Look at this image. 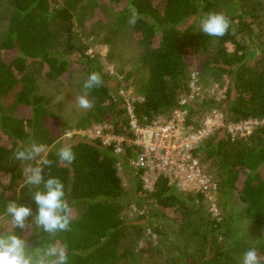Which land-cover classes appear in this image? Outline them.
Segmentation results:
<instances>
[{
  "label": "trees",
  "instance_id": "1",
  "mask_svg": "<svg viewBox=\"0 0 264 264\" xmlns=\"http://www.w3.org/2000/svg\"><path fill=\"white\" fill-rule=\"evenodd\" d=\"M9 9V25L0 38V217L9 220L5 208L9 201L31 205L33 212L27 218L34 224L28 238L31 250L42 253L49 246L62 249L67 264H123L134 256V246L143 239V218L129 222L122 217L125 195L124 184L117 164L125 159L135 162L141 149L124 143L122 153L115 152V143L106 144L100 137L75 134L66 145L71 146L75 159L66 165L56 156L55 143L68 131L86 130L96 124L110 121L112 133L133 138L130 131L129 108L125 98L106 83L90 90L95 97V111L75 124H70L54 107L52 98L39 92V78L69 82L79 66L89 73L93 68L87 47L76 39V13L95 12L99 16L118 19L119 24L131 20V9L137 13L134 23L139 42L146 50L143 63L148 75L138 81L142 99L132 101V109L140 125L153 123L166 111L179 109L181 97H187V57L190 49L200 47L209 54L204 63L205 72L213 76L227 75L229 82L224 100L219 107L234 121L264 119V57L250 63L247 44L239 37L255 36L254 16L249 0H0ZM111 2L120 7L109 13ZM226 2V3H225ZM228 6V8H226ZM209 12L225 15L229 30L223 37H209L197 28L199 17ZM120 13V14H119ZM234 45V50L229 49ZM195 108L193 104L187 106ZM213 105V104H212ZM6 135L10 144H4ZM42 145L51 161L44 166L45 179L49 175L65 184L69 207L70 228L55 234L38 228L34 217L36 206L31 193L37 188L24 184L25 166L14 153L25 146ZM202 153L212 169H217L220 189L235 190L247 205L245 214L251 219L260 264H264V125L246 139L232 140L221 128L208 137ZM35 162H30L29 166ZM28 166V167H29ZM138 177L142 170L135 169ZM42 187V186H41ZM139 189L142 185L139 184ZM151 201L153 218L160 221L168 213H176L183 226L191 228L190 214L203 200L202 194H186L158 178L152 191H143ZM76 209V213L74 211ZM160 232V225L154 226ZM216 221H209L200 235L204 264H240L231 254V248L216 247L213 238L218 229ZM185 228V227H184ZM147 248V247H146ZM141 251H148L149 249ZM200 251V250H198ZM195 259V255L189 257Z\"/></svg>",
  "mask_w": 264,
  "mask_h": 264
},
{
  "label": "rangeland",
  "instance_id": "2",
  "mask_svg": "<svg viewBox=\"0 0 264 264\" xmlns=\"http://www.w3.org/2000/svg\"><path fill=\"white\" fill-rule=\"evenodd\" d=\"M226 3V2H225ZM247 5L253 9L257 8L258 13L253 17L255 21V36L239 37L242 43L247 44L250 63H255L261 57H264V0H249ZM228 8V6L226 7ZM107 9L109 13H116L120 10L117 5L109 2ZM118 13V12H117ZM120 14V13H119ZM103 15V14H102ZM99 16L95 12L88 10L76 13V39L87 47V53L92 59L91 66L101 71H95L101 77L103 83L108 84L111 89L117 91L123 96L132 108V101L142 99L139 94L138 81L146 78L148 68L143 63L146 50L139 42V33L135 30L134 24L130 21L126 24H119L118 19ZM202 17L197 20V28ZM9 25V9L6 3H0V38L7 31ZM229 49L234 50V45L229 44ZM209 59V54L203 52L200 47L190 49L187 57L188 73V95L181 97L187 99L184 106V128L188 137L199 136V142L196 147H202L208 137L216 136L221 128L231 136L232 140H237L251 136L258 127L264 125V119H247L234 121L231 114H224L219 105L224 100L229 79L227 75L213 76L205 72L204 63ZM89 70L86 66H79L73 73V78L69 82L50 81L46 78H39V92L52 98L55 109L70 123L75 124L79 119L90 112H94L95 97L90 91L85 93L83 88L84 81L87 79ZM87 95L91 107L82 109L77 104L79 95ZM187 104H193L191 108ZM213 104V105H212ZM173 111H166L160 116L171 118ZM113 124L108 121L102 124H96L86 130H70L60 138L55 146L57 150L66 146L75 134L88 135L89 137H102L112 141L116 137L119 142L121 137L112 136ZM4 144H10L6 135L1 136ZM51 147H48L47 152ZM198 155L204 161L206 170L220 185L217 169H212L205 156L200 152ZM30 162H22L21 165L28 167ZM119 175L124 184L125 195L122 196L123 212L122 217L129 222H139L145 218L143 223V239L134 246V256L123 264H204L199 238L204 228L208 226L209 221H216L218 231L213 237L216 240L215 246L221 249L232 247L231 254L238 258L240 262L241 255L253 248L256 241L255 235L251 230V219H249L245 210L247 205L240 199L235 190H217L209 195L204 194V198L194 208L190 214L191 228L183 226L179 215L168 213L163 220H156L150 215L153 210L151 201L143 197V191H150L143 183L142 177H138L137 166L135 162H128L125 159L117 164ZM143 175V174H142ZM139 184L142 189H139ZM185 193V192H184ZM189 194V193H186ZM137 207L144 214L135 210ZM217 209V210H216ZM76 213V209L74 214ZM151 223L156 227L160 225V232H156ZM10 222L7 218L0 217V235L5 234L10 229ZM185 227V228H184ZM34 231V224L28 223L19 234L28 244L31 250L28 238ZM147 247V248H146ZM148 251H141L142 249ZM200 250V251H198ZM195 255L189 257V255ZM39 257L37 256V259Z\"/></svg>",
  "mask_w": 264,
  "mask_h": 264
},
{
  "label": "clouds",
  "instance_id": "3",
  "mask_svg": "<svg viewBox=\"0 0 264 264\" xmlns=\"http://www.w3.org/2000/svg\"><path fill=\"white\" fill-rule=\"evenodd\" d=\"M136 19V10L132 8L130 23L134 24ZM229 27L228 18L217 12L207 13L199 24L201 33L217 38L223 37ZM101 83L98 73H90L83 84L85 93L98 87ZM77 104L82 109L91 107L86 94L77 97ZM44 152V146L32 144L18 149L14 156L15 159L23 162H35L24 169V184L37 188L31 193V199L36 206L34 220L38 228L45 233L55 234L69 230L70 210L65 198L66 189L63 181L54 175H49L45 179L44 166H50L51 161L47 159L46 154L42 155ZM56 156L66 165L71 164L75 159L71 146L60 147ZM32 212L31 205L17 203L16 200L9 201L5 208V215L10 218L14 229L23 230L26 227L27 218L32 215ZM67 260L65 252L54 246L47 247L42 253L30 252L27 242L16 231L0 235V264H67ZM240 264H260L256 249L251 248L244 252L240 258Z\"/></svg>",
  "mask_w": 264,
  "mask_h": 264
},
{
  "label": "built area",
  "instance_id": "4",
  "mask_svg": "<svg viewBox=\"0 0 264 264\" xmlns=\"http://www.w3.org/2000/svg\"><path fill=\"white\" fill-rule=\"evenodd\" d=\"M187 99L180 100V108L173 111L171 118L159 116L153 123L140 125L129 108L130 131L133 138L121 137L116 142L103 139L104 143H115V152L122 153L124 143L130 142L141 149L135 164L142 170L141 177L146 187L152 191L159 177L168 180L170 186L185 193L209 195L218 189L219 184L206 170L204 161L195 152L199 136L188 137L184 128V106ZM96 138V137H95ZM135 210L144 214L137 207ZM217 210V209H216Z\"/></svg>",
  "mask_w": 264,
  "mask_h": 264
}]
</instances>
